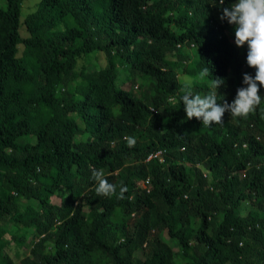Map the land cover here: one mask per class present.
Returning <instances> with one entry per match:
<instances>
[{
	"label": "trees",
	"instance_id": "1",
	"mask_svg": "<svg viewBox=\"0 0 264 264\" xmlns=\"http://www.w3.org/2000/svg\"><path fill=\"white\" fill-rule=\"evenodd\" d=\"M24 1L0 0V264L9 244L17 264H264V101L210 128L174 102L179 73L205 95L208 67L229 103L255 75L218 19L235 0H38L22 19ZM157 149L165 164L146 162ZM92 169L126 199L97 196Z\"/></svg>",
	"mask_w": 264,
	"mask_h": 264
},
{
	"label": "clouds",
	"instance_id": "2",
	"mask_svg": "<svg viewBox=\"0 0 264 264\" xmlns=\"http://www.w3.org/2000/svg\"><path fill=\"white\" fill-rule=\"evenodd\" d=\"M224 2L225 0H218V6H223ZM169 14L174 15V13ZM188 14L190 15L191 13L188 12ZM218 19L226 21L229 25L233 26L236 47L240 48L245 44L247 45L246 63L248 66L240 64L239 72L243 73L250 70L255 72V75L243 74L242 82L246 87H240L236 90L235 98L231 103L224 100L222 96H218L217 89L224 85V79L213 78L208 67L204 66L202 68L199 73L200 79L194 78L199 82V86L205 84L203 81L205 78H211L212 90L205 95L193 91V80L191 78L180 73L177 75H182L188 78V80L181 82L180 92L182 95L179 96L178 101L174 98V102H182L187 119L196 118L201 121L204 127L209 128L213 124H222L225 113L236 118L247 119L251 114L256 112L259 105L264 101V96L260 95V88L264 87V0H235L229 7H221V15ZM225 32L223 31V35ZM223 35L220 33L219 38L222 39ZM192 47L190 45L189 49L187 48L188 52H191ZM179 48H181V45H177V49ZM190 55L193 59V54ZM233 64L234 60L231 59L219 65L225 68L227 75L230 77V75H234L231 70ZM184 66H186V63L182 60L180 64L178 63V71H181ZM137 87L138 85H134L132 89L138 90ZM141 88H144V86ZM218 97L221 98L218 99ZM170 100L172 98H168V101ZM218 100H223V102L218 103ZM150 111L152 115L156 112L154 108H150ZM125 140L128 147H135L136 139L134 137L126 136ZM240 146L243 150L247 148L246 142H241ZM165 155V150L157 149L154 153L149 154L145 161L157 159L159 163L165 164ZM193 166L201 168L199 162ZM91 176L97 185L95 188L97 196L109 198L115 196L118 200L126 199L125 193L129 191L128 187L121 184L119 191H117V185L108 181L103 169H92ZM202 176L206 178L207 171L202 170ZM240 177H244L243 172L242 175L240 173ZM148 184V178L140 179L134 183V187L145 189L148 192ZM121 242H124L123 238H121Z\"/></svg>",
	"mask_w": 264,
	"mask_h": 264
},
{
	"label": "rangeland",
	"instance_id": "3",
	"mask_svg": "<svg viewBox=\"0 0 264 264\" xmlns=\"http://www.w3.org/2000/svg\"><path fill=\"white\" fill-rule=\"evenodd\" d=\"M38 2V0H25L23 5H22V13H21V17L22 19L27 15L29 14L30 12H32L34 9H35V5L36 3ZM172 10V8H171ZM21 34L24 36V32L21 31ZM18 54H20V52L18 51ZM103 58V57H102ZM178 63L180 64L181 61L178 60ZM182 71V70H181ZM121 79H120V82H122V84L124 83L123 87L122 88H127L128 87V83L125 82V72L121 71ZM188 78H185L184 76L182 75H179L178 76V81L179 82H184V81H187ZM118 82V83H120ZM142 82V85L144 86H147V82L144 80L141 81ZM130 84V83H129ZM137 85V84H135ZM144 88H140L138 86V90L136 92H132L135 96L137 95V92L144 89ZM57 113V107L56 106H53V107H48V106H43V109H42V114H41V117L40 119L32 122V127H36L38 125H42L44 122H46L47 120H50L51 118H53ZM21 144H25V141L23 140L21 142ZM52 200V199H51ZM7 237V236H6ZM9 256L11 257V259L17 264L22 258L26 257L27 254H28V251L22 247H16L15 245L13 244H9V246L6 248ZM176 250V249H175Z\"/></svg>",
	"mask_w": 264,
	"mask_h": 264
}]
</instances>
